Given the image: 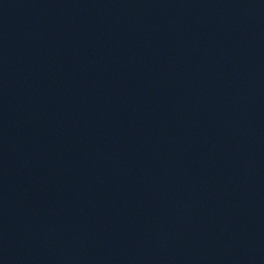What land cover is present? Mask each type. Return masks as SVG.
Listing matches in <instances>:
<instances>
[{
	"label": "water",
	"instance_id": "water-1",
	"mask_svg": "<svg viewBox=\"0 0 264 264\" xmlns=\"http://www.w3.org/2000/svg\"><path fill=\"white\" fill-rule=\"evenodd\" d=\"M0 264H264V0H0Z\"/></svg>",
	"mask_w": 264,
	"mask_h": 264
}]
</instances>
